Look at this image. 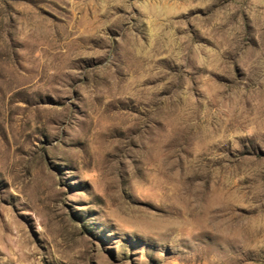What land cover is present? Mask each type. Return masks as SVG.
Segmentation results:
<instances>
[{
    "label": "rangeland",
    "instance_id": "1",
    "mask_svg": "<svg viewBox=\"0 0 264 264\" xmlns=\"http://www.w3.org/2000/svg\"><path fill=\"white\" fill-rule=\"evenodd\" d=\"M0 264H264V0H0Z\"/></svg>",
    "mask_w": 264,
    "mask_h": 264
}]
</instances>
